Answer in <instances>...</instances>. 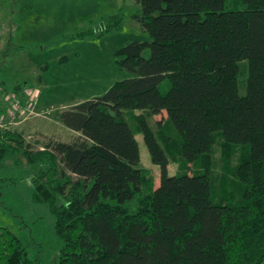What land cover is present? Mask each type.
I'll return each instance as SVG.
<instances>
[{
	"label": "trees",
	"instance_id": "1",
	"mask_svg": "<svg viewBox=\"0 0 264 264\" xmlns=\"http://www.w3.org/2000/svg\"><path fill=\"white\" fill-rule=\"evenodd\" d=\"M138 2L151 41L116 53L132 77L61 114L72 142L34 150L18 131L0 130V170L26 159L33 202L56 219L57 264H264V0H243L246 10H226L227 0ZM104 22L98 37L124 18ZM161 113L166 121L155 119ZM139 134L159 187L142 166ZM219 141L228 156L244 153L240 200L216 204L211 174L190 165L210 171ZM0 264L38 261L0 228Z\"/></svg>",
	"mask_w": 264,
	"mask_h": 264
},
{
	"label": "rangeland",
	"instance_id": "2",
	"mask_svg": "<svg viewBox=\"0 0 264 264\" xmlns=\"http://www.w3.org/2000/svg\"><path fill=\"white\" fill-rule=\"evenodd\" d=\"M246 8L243 0H227L226 10ZM119 14L124 18L121 29L96 36L106 29L105 20ZM141 14L138 0H0V82L11 91L38 90L35 114L13 126L34 150L50 141H74L77 134L61 124V114L132 77L121 70L116 53L130 43L151 41L135 18ZM168 88L165 81L161 90ZM155 119L166 121V114ZM137 139L142 166L159 187L161 169L152 163L143 135ZM243 153L237 148L228 156L219 141L210 157V171L190 165L191 174H211L216 204L232 196L240 200L236 170ZM28 172L23 156L9 160L0 170V228L15 234L38 264H57L62 243L55 234L56 219L46 205L33 202ZM179 173V165L172 164L169 175Z\"/></svg>",
	"mask_w": 264,
	"mask_h": 264
},
{
	"label": "built area",
	"instance_id": "3",
	"mask_svg": "<svg viewBox=\"0 0 264 264\" xmlns=\"http://www.w3.org/2000/svg\"><path fill=\"white\" fill-rule=\"evenodd\" d=\"M39 92L35 89L8 90L0 82V130L11 131L35 114Z\"/></svg>",
	"mask_w": 264,
	"mask_h": 264
},
{
	"label": "crops",
	"instance_id": "4",
	"mask_svg": "<svg viewBox=\"0 0 264 264\" xmlns=\"http://www.w3.org/2000/svg\"><path fill=\"white\" fill-rule=\"evenodd\" d=\"M17 89H20V88H17ZM62 125H63V123H61ZM64 126V125H63ZM65 127V126H64ZM66 128V127H65ZM67 129V128H66ZM69 130V129H68ZM69 131H71V130H69ZM73 132V131H72Z\"/></svg>",
	"mask_w": 264,
	"mask_h": 264
}]
</instances>
